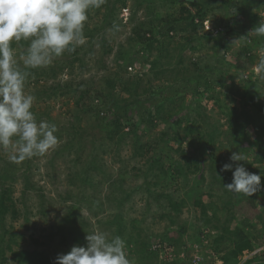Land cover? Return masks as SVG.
<instances>
[{
	"label": "trees",
	"instance_id": "1",
	"mask_svg": "<svg viewBox=\"0 0 264 264\" xmlns=\"http://www.w3.org/2000/svg\"><path fill=\"white\" fill-rule=\"evenodd\" d=\"M261 2L264 5V0ZM204 3L205 0H106L100 8L89 9L84 35L93 40L104 27H114V24L119 26L123 22V18H119L123 10L130 12L128 21L135 25L128 38L130 46L122 49L124 52L121 50L116 56L120 70L117 74L105 76L100 83L95 78L78 84L74 81L62 83L59 78L61 73L72 77L77 63L81 65V69L84 68L85 60L79 56L81 51L85 55H95L90 43L78 46L73 52H65V57L55 66L49 64L44 70H31L34 81L29 83L39 89L38 98L51 93L57 97L66 96L75 103L77 120L70 127L60 130V133L72 135L73 138L59 147L56 155L64 156L66 151H82V139L89 135L87 129L80 124L82 113L91 117L95 115L99 124L102 114L112 116L109 122L101 124L108 139L118 132V142L121 138L132 135L135 156L147 159V170L143 172L152 176L150 187L154 185L163 189L158 193L166 197L167 204L176 214L186 204V199L177 195L182 183L188 186L189 175L196 176L192 186V193L196 196L192 194V201L193 206L200 211L201 223L189 226L193 231L189 236L186 225H179L170 214L161 213V218H168L169 222L165 231L157 235L158 243L163 248H172L175 256L172 261L159 258L158 261H161L157 263L150 259L156 250H152L151 236L143 225L145 220L131 216L123 204L132 195L131 190L124 187V177L110 183L111 173L107 168L104 169V163L96 160L95 156L81 165V155L73 159L76 171L70 181L77 188L82 189L85 185L83 189L90 186L101 190L105 181L110 185L106 199L112 205L108 209H103L102 204L96 200L91 201L87 207L90 212L93 211V217L102 232L110 237L119 235L124 239L131 264H190V258H180L179 253L188 254L196 243L202 244L200 254L203 255L204 262L208 257L211 258L207 260L209 264H215L216 260L219 261L217 264H264L262 253L252 255L264 243L256 225L257 220H264V209H261V204H264V188L251 196L229 192L224 184H227L228 176L233 171H221L224 163L231 162L228 156L239 153L245 157V161L232 162L233 166L242 164L247 171L261 175V184L264 185V145L260 143V137L264 136V99L261 89L263 87L264 90V80L258 81L251 77L258 64L251 44L234 52L236 62L233 64L227 62L224 56H220L215 62H211L210 56L208 59L199 56L192 60L184 57L188 49L198 51L206 47L215 50V45H218L216 40L211 44L206 42L210 40L211 32L198 34L205 27L207 10ZM247 4L252 8L256 3ZM243 10L240 8L239 11L243 13ZM102 11L104 13L100 16ZM248 17H252L254 25L259 23L253 13L249 16L248 12ZM177 37L180 38L178 42ZM103 41L105 42L104 38L101 43ZM253 42L256 46L264 43V37L253 35ZM13 46H27V42L21 41ZM131 50H135V53L130 55ZM112 51L113 46L107 44L103 54ZM135 57L142 58V63H148V73L128 78L119 76L121 72L128 73L127 69L131 67ZM213 57L215 59V54ZM230 67L235 73H240V77L231 74ZM241 73H247V77H242ZM49 80L52 82L48 83ZM117 82L121 84L120 90L116 87ZM184 82L190 84L183 87ZM237 99L241 101L240 106L233 103ZM209 102L220 109L225 121L219 118L212 123L209 120L205 110ZM162 125L166 126L161 129ZM249 129L253 130V134H249ZM154 131H159V134L148 139L147 136H151ZM221 135L225 140L218 143ZM185 140H188L189 148L183 145ZM171 151L179 158L166 161L164 156L169 157ZM6 160L5 156H0V161L5 163L0 170V264L7 263L10 259L17 264H54L55 257L60 253L53 256L37 247L32 250L14 249V245L18 244L17 236L6 228L4 222L8 218H17L19 212L12 186H6L12 179L11 176L15 175L14 170L12 172L8 169ZM27 162L30 163V160ZM207 170L220 182L222 192L225 191L220 198L222 204H218L213 198L212 182L207 186L210 201L204 200L201 183L206 181ZM100 174L105 179L99 178ZM172 186L176 187L174 192H168ZM68 198H72L70 193L65 197L66 200ZM40 203L43 208L46 207L44 199ZM244 204L258 207L253 216L245 209L242 210L243 213L235 209ZM239 213L241 218L238 217ZM53 228L54 234L66 245L69 242L85 245L87 233L95 231L91 230L93 227L82 214V206L76 204L68 208L67 213ZM34 242L38 244V240L34 239ZM247 255L248 258L244 260Z\"/></svg>",
	"mask_w": 264,
	"mask_h": 264
},
{
	"label": "rangeland",
	"instance_id": "2",
	"mask_svg": "<svg viewBox=\"0 0 264 264\" xmlns=\"http://www.w3.org/2000/svg\"><path fill=\"white\" fill-rule=\"evenodd\" d=\"M251 2L256 3L255 5H252V8L247 4H251ZM132 4L133 2H131V5ZM204 4L205 9L207 10V16L204 21V26L206 27H204V29L198 34L201 35L205 31L211 32L212 35H210V40L206 41L204 39V41L211 44L212 41L216 40L218 45H215V50L206 47L198 51L188 49L185 51L184 57L188 60H192L194 57L198 58L200 56L208 59V56H210L209 58H211V62L212 60L215 62L217 58L224 56L227 62L233 64L236 62L234 52L240 48H244L247 44H251V47H253V54L257 56L256 59L257 62H259L260 55L264 52V43H260L257 46L254 44V34L249 33V31L256 25L252 22V17H248V12L249 16L253 13L254 16H256L255 20L258 22H260L261 19H264V5L261 0H229V2L227 0H205ZM240 8L244 9L243 13L239 11ZM103 13L104 12L102 11L100 16H102ZM129 13L130 12L125 9L119 14V18H123V22L118 26V29H115L112 26H106L97 33L93 40L86 37L85 44H91L92 48L95 50V55L92 57L91 55H85L84 51H81L79 56L85 60V63H83L84 71L81 69V65L77 63L72 77L70 75H65V73H61L59 78L62 83H65L66 81H74L75 84H78V82L87 81L91 78H95L94 80L100 83V80L105 76H112L120 71L117 67L118 63L116 62V56L122 49H127L130 46L128 38L132 34V27L135 25V23H129ZM208 27L209 29H207ZM248 37L249 40L247 39ZM103 38L105 39V42L103 41L101 43ZM179 39L180 38L177 37V42ZM92 44H94V46ZM107 44L113 46V51L104 55V48H106ZM25 47L26 46L14 47L17 50L18 56L22 53ZM135 50H131L130 55L135 53ZM122 52L124 51L122 50ZM213 54L216 56L215 59L214 57L212 58ZM64 57L65 55L63 54L60 57L54 58L50 64L55 66L58 61H61ZM137 58L139 59V57ZM137 58H133L131 67L127 69L128 73H125L124 71L123 73L121 72L119 76L122 77V75H124L125 78H128L137 74L141 75L148 73V71H146L148 70V63H142V58L139 60ZM101 63L104 64L101 65ZM257 65L258 64H256L255 68ZM44 69L45 67L39 68L40 71ZM230 72L231 74H236L237 77H240V73H235L233 68ZM253 72L254 75L251 77L254 80L260 81L256 72ZM29 81L30 83L31 81H34L32 74L26 81V91L35 96L32 111L35 113L38 121L47 120L58 126V132L56 135L58 136L59 143L54 149L49 150L46 154L25 159L20 163H15L10 160L9 150L0 148V156H5L7 159L6 162H8V169L10 171H15V175H13V177L11 176L12 179L8 181L6 186H12L14 191L13 197L16 201L19 214L17 218H8L4 222L6 228L12 230L17 236L16 240L18 241V244L14 245V249L27 248L32 250L37 247L39 250L48 251L49 254L54 256L57 253H67L73 245H79V243L74 242H69L67 245L62 244L61 238L54 234L55 227L53 228V225L57 224L62 216L67 213L68 208L72 204L82 206V214L88 219L91 226L95 228H91V230L102 232L98 222L93 217V211L90 212L87 205L91 204V201L96 200L99 204H102L103 209H108L112 205L109 204L106 199V195L110 191V185H107L108 182L105 181V183L102 184L101 190L99 188L98 190L93 189L90 186L86 187L87 189H83L85 185H83L82 189L77 188L76 184L74 185L73 182L70 181L73 172L76 171L73 159L77 157V155H81L82 160L80 161V165L84 164L86 161L88 162L89 159L94 156L96 160L100 161V163H104V169L107 168L112 176L110 183L113 180H119L121 176L124 177V187L131 190L132 195L130 199L124 201L123 204L126 205V211L131 216L139 219L143 218L145 220L143 225L147 228L146 232L148 235L151 236V246L158 243L157 235L165 231L166 225L169 222L168 218H161V213L170 214V216L175 218L179 225H186L188 229L191 225L201 223L200 211L193 206L192 201L193 195L196 196V194L192 193L193 182L197 179L196 176L194 174L189 175L190 183L188 186H185L184 182L182 183L181 190L177 195L185 198L186 204L182 208V211L179 214H176V212L167 204L166 197H162L161 194L158 193L159 190L163 189L155 187L154 185L150 187L149 181L152 180V176L143 172L147 170V159L145 157L135 156L132 147V135H127L125 138H121L119 142L117 139L120 132L110 139L107 138L108 135L101 124L109 122L112 116L107 117V115L103 116L101 114L102 120H100L99 124V120L95 115L91 117L89 114L86 115L82 113L80 124L82 128L87 129L89 134L82 139V143L84 144L82 146V151L79 153H76L75 151L69 153L66 151L64 156L56 155L55 152L58 151L59 147L62 145L64 146L65 142H68L69 139L71 140L73 138L72 135L69 136L65 133H60V130L67 128L68 126L70 127L71 123L77 120L75 103L66 96L60 95L57 97L53 96V94L51 95V93L38 98L37 93L39 92V89L35 88L34 85H31ZM51 82L52 80L48 81V83ZM189 84L190 82L187 84L185 82L182 83L183 87H185V85L188 86ZM116 87L120 90L121 84L117 82ZM261 89L263 92L262 99H264L263 87H261ZM189 98H192V96ZM229 100L231 101V99ZM240 102L241 101L237 99L233 103L240 106ZM205 110L212 123H215L219 118H221V121H225L222 112L213 103L209 102L208 107ZM165 126L166 125H162L160 128L162 129ZM223 128H226L225 124ZM127 129L128 128H126V130ZM248 131L250 135L253 134L252 129H249ZM158 132L159 131L152 132L151 136H147V138L149 139L156 136L159 134ZM224 140L225 138L221 135L218 143L224 142ZM102 142L103 144H101ZM116 142L118 143L116 144ZM260 143L261 145H264V136L260 137ZM183 145L189 148L188 140H185ZM169 154V157L164 156L166 161H169L170 158H179V156L172 151ZM228 157H230V155ZM29 160L30 163L27 162ZM4 165L5 163L0 161V170H2ZM234 168L235 167L233 166V171ZM211 173V171H205L206 181L204 183H201L200 181L204 200L205 202L210 201V198L207 196L209 190L207 186L208 183L212 182L213 187L211 192L214 195L213 198L218 204H222L220 198L221 194L225 191L222 192L223 189L220 182L216 181ZM98 177L105 179L103 174L98 175ZM232 177L233 172L228 176L227 183L232 181ZM27 182L29 185H27ZM172 185L175 184L173 183ZM175 188V186H172L168 192H174ZM69 193L72 198L66 200L65 197L68 196ZM238 195H241V193H238ZM42 199H44L43 204L46 206L45 208L41 206L42 204L40 201ZM257 208L252 204H244L243 207L238 206L235 209L240 213H243L242 210L245 209V211H249V214L253 216ZM261 209H264V204H261ZM106 213L107 212H105V214ZM240 213L238 214L239 218L242 216ZM256 225L259 230L258 233L260 238L263 239L264 231H262V228H264V220H257ZM188 232V235L191 236L193 233L192 228H190ZM51 234L54 235L52 236ZM34 239L38 240V244L34 242ZM196 244L198 245L199 243ZM200 248H202V246ZM188 252V254L185 253V259L193 256L195 248L192 249L191 247V250ZM126 253L128 257V249H126ZM8 254L10 256V253ZM159 256V252L156 251L150 259L157 261L158 263L161 261H158ZM248 256L249 255L245 256L244 260H246ZM208 259L210 260L211 258L208 257ZM208 259L205 260L204 264H209L207 261ZM4 264L17 263L10 259Z\"/></svg>",
	"mask_w": 264,
	"mask_h": 264
},
{
	"label": "clouds",
	"instance_id": "3",
	"mask_svg": "<svg viewBox=\"0 0 264 264\" xmlns=\"http://www.w3.org/2000/svg\"><path fill=\"white\" fill-rule=\"evenodd\" d=\"M105 2L0 0V148L9 150L11 161L20 163L44 155L58 145V127L47 120H37L32 111L35 96L26 91V81L31 70L47 67L54 58L85 44L88 11ZM114 28L118 29V25L114 24ZM249 33L264 37V19ZM21 41L27 42V46L18 56L13 44ZM254 71L264 80V52ZM241 76L246 78L247 73ZM229 159L231 162L222 165V172L233 171L232 162L245 161L239 153H233ZM224 187L229 192L251 196L264 185L261 175L237 164L232 181ZM85 240V245H73L67 253L57 254L54 264H130L126 242L119 235L110 237L93 231L87 233Z\"/></svg>",
	"mask_w": 264,
	"mask_h": 264
},
{
	"label": "built area",
	"instance_id": "4",
	"mask_svg": "<svg viewBox=\"0 0 264 264\" xmlns=\"http://www.w3.org/2000/svg\"><path fill=\"white\" fill-rule=\"evenodd\" d=\"M200 247H201V244H198V245L196 244V246L194 247L195 253L190 258V264H201L204 262V257L202 254H200V249H201ZM152 249L159 252V254H160L159 258L160 259H164V260H168V261H172L174 259L175 253L172 252V248H168V247L163 248L161 244L155 243L152 246ZM256 253H262V255L264 256V245H262L261 247L256 249L252 253V255L256 254ZM179 256H180V258H184L185 252H181L179 254ZM217 263H219V261L216 260L215 264H217Z\"/></svg>",
	"mask_w": 264,
	"mask_h": 264
}]
</instances>
